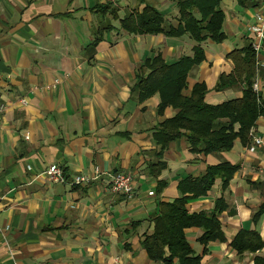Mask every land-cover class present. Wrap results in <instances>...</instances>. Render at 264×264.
Wrapping results in <instances>:
<instances>
[{
  "label": "crops",
  "instance_id": "crops-1",
  "mask_svg": "<svg viewBox=\"0 0 264 264\" xmlns=\"http://www.w3.org/2000/svg\"><path fill=\"white\" fill-rule=\"evenodd\" d=\"M146 5L163 14L165 26L178 24L173 0H0V264H155L141 240L159 202L179 195L180 179L222 161L238 164L228 188L222 192L216 179L186 208L209 212L224 197L228 209L218 216L223 239L209 241L204 251L197 240L202 230L190 227L187 240L200 264H255V256L264 255V247L238 253L231 246L240 230H256L264 240V214L257 223L252 219L264 203V153L248 151L249 141L196 154L181 137L164 151L160 174L149 172L156 160L154 126L175 110L157 114V94L138 99L136 68L158 53L173 63L191 55L196 42L188 34L124 31L121 19ZM220 7L226 37L201 43L205 59L189 72L185 91L205 82L210 104L242 95L240 83L215 85L233 70L226 54L251 42L249 26L256 12L264 13V0L249 6L221 0ZM256 64L264 103V49ZM253 131L264 135V114ZM51 164L62 168L65 182L49 178ZM117 173L132 175V196L109 190ZM76 175L90 180L72 184ZM159 181L165 182L161 189Z\"/></svg>",
  "mask_w": 264,
  "mask_h": 264
},
{
  "label": "trees",
  "instance_id": "trees-1",
  "mask_svg": "<svg viewBox=\"0 0 264 264\" xmlns=\"http://www.w3.org/2000/svg\"><path fill=\"white\" fill-rule=\"evenodd\" d=\"M177 7L178 24L165 26L163 14L151 5L140 12L129 13L121 19V28L131 33L158 34L180 37L188 34L196 44L191 55L181 56L173 63H167L158 53L144 59L136 68V81L133 91L139 100L157 94L159 103L156 113L163 114L165 108L172 107L175 114L164 118L154 126L153 138L156 143V160L150 164V173L157 177L165 167L161 160L167 146L178 138H185L189 150L196 154H210L229 151L235 140L249 141V131L257 118L264 114V103L258 91L254 89L256 76V55L251 43L241 49L231 50L226 57L234 67L228 74H220L215 90H222L235 84H242L240 97L228 99L219 104H210L205 100L208 91L205 82H196L188 88V74L204 59L201 43L211 40L219 43L225 39L223 31L224 13L221 0H173ZM255 0H237L242 6H249ZM238 164L222 161L208 165L203 175L187 176L177 185L179 195L172 201L159 202V211L151 217L152 229L145 233L141 246L149 259L155 264H200L201 256L196 254L187 240L185 229L198 227L202 230L198 242L206 246L209 241L222 240L220 213L228 209L224 197L215 200L212 211L189 212L188 200L205 196L216 179L221 180L224 192L229 185ZM165 182L159 181V189ZM233 214L234 211L228 210ZM264 214V203L253 213V222L257 223ZM238 252H256L264 247V240L256 230H240L231 242ZM255 264H264V255L255 256Z\"/></svg>",
  "mask_w": 264,
  "mask_h": 264
},
{
  "label": "built area",
  "instance_id": "built-area-1",
  "mask_svg": "<svg viewBox=\"0 0 264 264\" xmlns=\"http://www.w3.org/2000/svg\"><path fill=\"white\" fill-rule=\"evenodd\" d=\"M249 31L251 33V47L255 52V55L259 53L260 50L264 49V13L258 11L254 15L253 23L249 26ZM257 71V64H256ZM254 89L257 90V86L254 83ZM24 101H22L23 103ZM5 109V105L0 103V116ZM247 150L254 152L259 150L264 153V135L257 134L253 131V127L249 131V144ZM47 175L52 181L65 182L64 171L57 164H51L47 170ZM98 170L95 171V174ZM90 178L84 175H76L72 177V184H81L88 182ZM108 188L110 191L118 194L130 197L134 193L133 177L130 173H117L112 176L108 183Z\"/></svg>",
  "mask_w": 264,
  "mask_h": 264
}]
</instances>
